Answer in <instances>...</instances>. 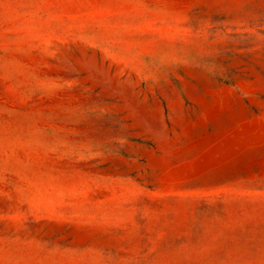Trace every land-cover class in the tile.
Returning <instances> with one entry per match:
<instances>
[{
    "label": "rangeland",
    "instance_id": "374dc122",
    "mask_svg": "<svg viewBox=\"0 0 264 264\" xmlns=\"http://www.w3.org/2000/svg\"><path fill=\"white\" fill-rule=\"evenodd\" d=\"M0 264H264V0H0Z\"/></svg>",
    "mask_w": 264,
    "mask_h": 264
}]
</instances>
